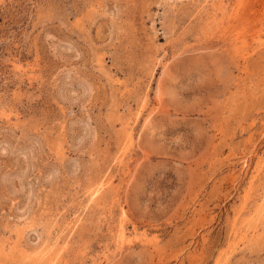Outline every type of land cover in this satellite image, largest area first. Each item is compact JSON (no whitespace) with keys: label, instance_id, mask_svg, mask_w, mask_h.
Segmentation results:
<instances>
[{"label":"rangeland","instance_id":"374dc122","mask_svg":"<svg viewBox=\"0 0 264 264\" xmlns=\"http://www.w3.org/2000/svg\"><path fill=\"white\" fill-rule=\"evenodd\" d=\"M0 264H264V0H0Z\"/></svg>","mask_w":264,"mask_h":264}]
</instances>
